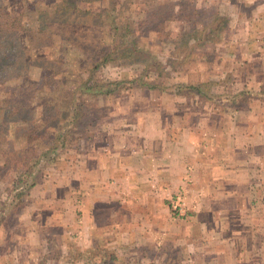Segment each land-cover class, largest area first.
<instances>
[{"label":"rangeland","instance_id":"374dc122","mask_svg":"<svg viewBox=\"0 0 264 264\" xmlns=\"http://www.w3.org/2000/svg\"><path fill=\"white\" fill-rule=\"evenodd\" d=\"M219 1L211 0L210 7L200 8L195 0H0V126L11 127L6 135L9 139L5 140V135L0 134V264H31V259L35 264H63L58 262L59 254L55 249H59L62 242L69 243L62 230L47 231L44 223L49 213L40 201L34 204L33 189L26 203L17 206L18 192L14 191V185L18 175L14 165H18L19 160L15 158L28 153L29 135L33 132L36 137L40 135L36 129H31L35 123L39 129L45 124L51 128L52 124L65 125L63 131L73 137L66 148L58 150L57 158L37 173L39 187L45 177L71 173L79 154L76 149L82 145L84 150L80 148L86 154L89 144L86 141L95 137L98 124L112 123L110 113L128 111L129 99L143 95L142 88L181 97L200 93L211 106L224 110L227 118L251 107L253 95H264L263 89L252 84L264 80V73H255V69L264 66V39L257 40L262 43L258 48L255 38L251 40L249 36L256 33L259 38L264 37L263 20L256 23L257 19L251 17L258 9H245L244 18L239 20L235 14L240 10L238 6L229 3L221 6ZM114 2L117 6L112 12ZM56 7L58 16H52ZM261 10L264 12V8ZM41 17H46L47 22ZM114 18L120 23H132V34L126 35V46L133 53L127 56L128 64L124 66L117 62L94 69L93 59L100 52L102 56L109 52L114 37L118 36L112 26ZM18 22L22 26L16 32L11 26ZM257 49L263 52L258 55ZM49 61H54L52 68L39 67L40 63ZM46 76L50 78L43 82ZM198 80L201 82L195 88L189 86V82ZM109 81L119 84L109 86ZM144 83H155L157 88L148 89ZM96 84L105 86L101 89ZM181 103L187 105V102ZM17 106L27 115H18L14 111ZM26 116L30 119L28 122ZM57 134L51 129L48 144L38 139L32 145L43 149L42 153L48 156L55 147L52 141ZM176 197L183 199L185 216L172 208ZM187 205L183 194L173 195L167 201L171 218L178 222L189 219ZM248 215L225 217L221 224L230 228L225 231L223 240L209 239L208 252L204 249V254H195L197 260L200 259L196 264H202L203 258L207 261L205 264H228L227 258L232 255L240 264H250L251 256L257 258L264 253V249L258 248L262 246L261 239H253L254 244L249 239V234L256 232L253 223L257 216ZM137 235L140 233H135L133 227L126 235L132 239L128 244L135 242L130 252L135 254L136 261L132 258L129 264H163L168 259L160 249L154 248L146 250V257L141 258L144 238L140 235L138 239ZM66 236L73 244L68 233ZM102 249L104 263L123 264L122 260H110L111 254L106 251L104 254ZM42 253L47 257L42 259ZM100 253L94 254L99 256ZM125 255L127 259L128 250ZM73 256L78 257L74 251ZM27 257L31 259L25 262ZM177 257L170 258L176 260V264L190 263L188 250H180ZM97 260L102 261L99 257Z\"/></svg>","mask_w":264,"mask_h":264},{"label":"crops","instance_id":"0c3cea01","mask_svg":"<svg viewBox=\"0 0 264 264\" xmlns=\"http://www.w3.org/2000/svg\"><path fill=\"white\" fill-rule=\"evenodd\" d=\"M195 1L200 8L210 7L211 0ZM219 3L238 6L240 10L235 14L239 20L244 18L245 9L256 8L251 17L257 19L256 23L263 20L264 25V0ZM249 36L251 40L255 38L258 48L262 46L257 40L263 41L264 37L256 33ZM257 50L258 55L263 52ZM259 72L264 73V66L255 69V73ZM199 82H189V86ZM252 84L264 90V80ZM142 89L143 95L129 99L128 111L110 113L112 123L98 124L95 137L86 141V154L82 145L83 150L76 149L79 154L71 173L45 177L31 192L34 204L40 201L48 210L44 223L47 231L62 230L69 242L54 248L59 254L58 262L106 264L100 253L103 248L104 254H111L110 260L129 264L132 258L135 260V254L130 252L135 242L128 244L132 239L126 235L133 227L144 238L141 258L146 257V250L160 249L168 258L163 264H176L170 257H177L184 249L189 251V262L196 264L200 259L195 254H204V249L208 252L209 239L223 240L230 228L221 224L225 217L244 213L257 216L253 223L256 232L252 236L249 232V239H261L263 243L258 248L263 250L264 107L254 103L264 105V95H253L251 107L227 118L224 110L211 106L200 93L181 97ZM177 194L185 196L189 207V219L181 222L171 218L167 207V201ZM73 251L78 257L73 256ZM42 256L47 257L45 253ZM252 257L250 264H264V253ZM30 259L27 257L25 262ZM201 261L207 262L205 258ZM34 262L31 259V264ZM226 263L240 261L232 255Z\"/></svg>","mask_w":264,"mask_h":264},{"label":"trees","instance_id":"16d2710c","mask_svg":"<svg viewBox=\"0 0 264 264\" xmlns=\"http://www.w3.org/2000/svg\"><path fill=\"white\" fill-rule=\"evenodd\" d=\"M60 5H62V4H60ZM60 5H58L59 6L58 8H60ZM111 6H112V12H114L116 10V6H117L116 2H114V4ZM58 8L56 7V10L52 13V16L53 15L58 16L57 15ZM80 13L83 14L84 11H80ZM7 15L9 16L10 13ZM41 18L43 19L44 22H47L46 17H41ZM116 20H117V18L113 21L112 26H113L115 34L118 36L114 37L113 44L110 46L109 52L107 51V53H105L103 56L99 55L102 53V52H100L99 54H97L95 59H93L94 63H95L93 66L94 69H98L101 66L108 65L109 63H117V62H119V64L124 66V65L128 64V63H126V62H128V59H129V57H127V56L130 55L131 53H133V51H131V49L126 46V41H127L126 35L132 34V30H131L132 29V23H125V22L120 23L119 21H116ZM50 22H52V20H50ZM21 26H22V24L18 22V25H15V23H14V25H12L11 28H13L17 32V30ZM0 28H1V25H0ZM40 28H42V26ZM42 30H45L44 26H43ZM103 53H104V51H103ZM53 63H54V61H49V63H47V64H46V62L40 63L41 66H39V67L42 68V70H45L46 68L50 69V68H52L51 66ZM49 78H50V76L44 77L43 82H46ZM117 84H119V82H110L109 86L117 85ZM96 85H93V87H95ZM144 85L148 89H151V88L156 89L157 88L155 83H151V84L144 83ZM98 86L101 87V89H102V88H104L105 85H102V86L97 85L96 87H98ZM45 106H46V104H45ZM43 110H44V108H43ZM14 111H16L18 113V115H21V114L24 116L27 115V114H25L26 112L23 113L21 111L20 106L19 107L17 106ZM46 111H47V108H46ZM27 118L28 117L26 116L25 117L26 122H28L30 120ZM36 124H38V123H35V125L33 127H31V129L32 130L36 129L37 130L36 133L39 132L40 135L37 136L39 138L34 136V132H33V134L29 135L28 140H27V145H26L27 146L26 149H27L28 153L27 154L25 153L21 158L20 157H18V159L15 158V160L16 161L19 160V162H18V165H14L15 171L18 175L17 181L15 182V185H14V189H15L14 191L18 192L15 197H16V202L18 201L17 206H20V207L26 203L25 200H27L29 198L30 191L38 183L37 173H41L44 169H46L49 166L48 164H50L51 162H53L54 159L57 158L56 156H58V154H57L58 150H60L61 147L63 149L66 148V146L68 145L67 142H69V140L73 139V137L70 133L65 131L66 134H64L65 132L63 130L65 128V125L60 126V125L52 124L53 126L51 128V126H47L45 124L42 126V128L40 127V129H39L38 128L39 125H36ZM1 127H3V126H0V134H2V136H3V134L5 135V137H6L5 140L9 139L10 136H6V135L11 132L10 131L11 127L10 126L9 127H3V128H1ZM51 129L54 131H57L58 134L55 135V138L52 141L53 145L55 147L50 149L49 155H51V156H50V159L47 160L46 157H48L49 155L46 156L47 154L42 153L43 149L39 148V150H38L32 144L37 142L38 139H41L43 143L45 142V144H48L50 142L48 132L51 131ZM55 140H56V143H54ZM1 149L2 148L0 145V150ZM36 169H38V172Z\"/></svg>","mask_w":264,"mask_h":264},{"label":"built area","instance_id":"2783aa9c","mask_svg":"<svg viewBox=\"0 0 264 264\" xmlns=\"http://www.w3.org/2000/svg\"><path fill=\"white\" fill-rule=\"evenodd\" d=\"M184 202L182 197H176V200L172 202V208L180 216H185Z\"/></svg>","mask_w":264,"mask_h":264}]
</instances>
